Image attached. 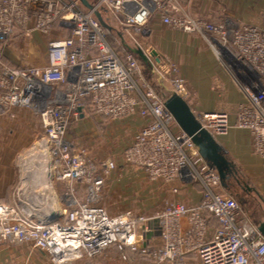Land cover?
Segmentation results:
<instances>
[{
	"label": "built area",
	"instance_id": "built-area-1",
	"mask_svg": "<svg viewBox=\"0 0 264 264\" xmlns=\"http://www.w3.org/2000/svg\"><path fill=\"white\" fill-rule=\"evenodd\" d=\"M167 1L93 0L89 9L81 0H0V121L17 108L31 111L42 126L41 150L49 164L40 171L68 187L58 220H50L29 199L0 201V243L29 246L51 264L93 260L112 246L121 253L119 264H187L189 256L196 264H264V237L258 227L243 218L241 206L224 191L216 168L178 127L165 107L166 98L147 84L135 54L129 52L123 59L114 50L108 40L111 31L96 13L105 12L136 33H143L149 19L160 15L164 24L201 34L234 52L245 77V100L238 105L234 122L224 111L191 109L215 141L228 136L233 127L246 131L252 153L263 167L264 23L218 27L169 12ZM36 34L48 38L47 64H13L8 57L11 46ZM174 85L186 99L184 81L175 77ZM134 113L146 123L125 147L123 161L143 170L153 183H197L202 190L200 204L172 202L155 214L126 210L118 215L101 205L102 187L115 161L95 165L75 149L69 132L86 114L116 121ZM38 186L33 187L34 194L47 205L52 188ZM208 214L221 225L214 232ZM155 222L161 228L159 246L147 239ZM140 242L145 248L138 247Z\"/></svg>",
	"mask_w": 264,
	"mask_h": 264
},
{
	"label": "crops",
	"instance_id": "crops-1",
	"mask_svg": "<svg viewBox=\"0 0 264 264\" xmlns=\"http://www.w3.org/2000/svg\"><path fill=\"white\" fill-rule=\"evenodd\" d=\"M86 1L90 5L93 3V0ZM167 10L229 29L244 24L261 26L264 23V0H169ZM108 21L113 23L112 19ZM110 27L112 31L115 30L113 26ZM125 28L128 35L122 38L123 43L129 50L140 47L149 57V61L144 63L151 69L144 73L158 75L165 72L172 78H181L188 95L185 100L190 107L204 111H224L230 114L231 122H234L237 107L245 100L243 68L234 52L219 42L210 43L201 34L176 30L164 24L160 15L149 19L143 33L138 34L132 28ZM128 38L131 41L138 39L142 44L131 45ZM32 40L35 41L30 43L28 49L33 55H40L39 51L42 50L41 55L43 54L46 65L44 38L36 34ZM35 49L38 52L34 51ZM8 57L13 64H17L19 58L16 52L9 51ZM157 60L161 66L157 65ZM147 77L149 78V75ZM143 78L148 82L146 75ZM171 94L163 97L167 99ZM145 123L146 119L139 113L116 121L86 114L70 130L69 138L73 141L75 149L85 152L92 163L99 166L107 160L115 161L116 167L106 176L102 187L101 205L110 214L118 215L126 210L135 214H155L172 202H182L189 206L200 204L202 190L197 183H184L180 180L153 183L143 170L123 161L125 147ZM216 142L232 166L233 163L236 164L247 175L257 180L258 192L264 200V181H258L260 177L264 180V167L258 157L250 156L253 153L249 134L233 127L228 136ZM1 162L4 161L0 159V201L12 204L14 201H9L7 197L8 190L15 180L12 162L5 161V171L1 170ZM261 173L263 176H260ZM84 194L85 192L81 193L80 199L84 198ZM220 226L218 220L210 219V232ZM186 228L184 225L185 231ZM152 229L150 244L159 246L161 228L158 222L153 223ZM24 246L0 243V264H51L41 252ZM118 259L111 251H105L93 260L78 264H119L121 260ZM187 264L196 262L189 256Z\"/></svg>",
	"mask_w": 264,
	"mask_h": 264
},
{
	"label": "rangeland",
	"instance_id": "rangeland-1",
	"mask_svg": "<svg viewBox=\"0 0 264 264\" xmlns=\"http://www.w3.org/2000/svg\"><path fill=\"white\" fill-rule=\"evenodd\" d=\"M101 14L104 20L108 21V19L111 18L110 16L105 15V13ZM112 20L113 23L110 21L108 22H110V26H113L115 30H111L110 32L108 39L109 43L120 56L125 57L130 52L126 44L123 43L122 39L124 36L128 35L127 31H125L126 25L115 22L114 19ZM120 35H122V37H120ZM41 37L44 38L45 51L48 52V38L45 36ZM32 39H34V37ZM32 39L16 43L13 47L11 46L12 52H16L17 57L19 58L17 64L23 66H44L45 61L43 59V54L41 55L42 50L39 51L40 55H33V53L28 49V47H30V43L35 41ZM132 41L130 39V44L134 46L135 44L136 46H140V44H142V42L138 39H132ZM34 51L38 52L36 49ZM135 56L139 60L141 72L143 76L146 75V78L148 79L147 84L152 88V90L162 96H168L171 92H175V78H172L165 72H160L161 74L158 75L153 73H144V71H149L151 67L145 65L146 62L144 63L140 57L137 55ZM148 75L149 78L147 77ZM78 122H76L73 127ZM43 138L44 133L39 119L27 109H14L9 114H6L1 118L0 159L4 161L1 162V164L3 165L5 161L12 162L15 174V180L13 185L8 190L7 197L9 201L29 199L32 203L37 204V206H39L42 212H44L47 216L51 214V212L55 211L56 215H61L63 213L64 206L61 203V197L65 194L68 187H66L64 183L57 182L53 174H50L49 178L52 184L50 187L52 190L51 194H48V196H55L56 201L59 204V209L53 210L51 206L44 205L42 200L38 199L40 198L38 197L39 194H34L33 186L35 185L37 187L40 184L46 186L45 184L47 181V177L42 171H40L43 170L45 166H49V164L47 165V156L41 150L43 147ZM250 156L254 158L256 157L253 154ZM40 165L42 167H40ZM232 167L236 170V173L228 176L225 181L226 186H224V191L233 197L241 206L243 218L248 223L258 227L260 223L264 221V200L258 192L257 180L247 175L242 169H240V167L236 166V164L233 163ZM1 170L5 171L4 165ZM260 176H263V174L261 173ZM258 181L263 182L264 180L260 177ZM24 247L29 248V246ZM107 251H111L113 254L118 256L119 261L121 260V253L117 246H112ZM133 259L134 256H129V260Z\"/></svg>",
	"mask_w": 264,
	"mask_h": 264
},
{
	"label": "water",
	"instance_id": "water-1",
	"mask_svg": "<svg viewBox=\"0 0 264 264\" xmlns=\"http://www.w3.org/2000/svg\"><path fill=\"white\" fill-rule=\"evenodd\" d=\"M83 4L91 9L92 6L86 1L81 0ZM96 17L103 27L111 31L110 25L103 19L100 12L96 13ZM131 52L140 57L144 62L149 61V57L140 47L131 48ZM154 57L155 55H151ZM157 65L161 66L157 60ZM167 111L173 116L178 127L186 133L199 149L200 156L210 165L216 168L222 182L227 176V172H231V163L221 153V148L212 137L195 119L192 109L188 102L178 93L173 92L170 97L165 100ZM61 215L49 214L50 220H58ZM258 231L264 237V221L258 226ZM153 237V234H148L147 239ZM145 242L138 243L139 248H145Z\"/></svg>",
	"mask_w": 264,
	"mask_h": 264
},
{
	"label": "bare ground",
	"instance_id": "bare-ground-1",
	"mask_svg": "<svg viewBox=\"0 0 264 264\" xmlns=\"http://www.w3.org/2000/svg\"><path fill=\"white\" fill-rule=\"evenodd\" d=\"M50 175L48 174L47 175V181H46V184L45 185H47V187H51L52 186V184H51V181H50ZM35 186V185H34ZM33 186V187H34ZM40 186H42L43 187V185H39L38 186V188L40 187ZM35 189H37V187L35 188ZM51 189V188H50ZM34 191H36V190H34ZM48 206H51L52 208H53V210H58L59 209V204H58V202L56 201V198H55V196H52V198L49 200V202H48V204H47ZM56 212V211H55ZM55 212H51L52 214H54Z\"/></svg>",
	"mask_w": 264,
	"mask_h": 264
},
{
	"label": "trees",
	"instance_id": "trees-1",
	"mask_svg": "<svg viewBox=\"0 0 264 264\" xmlns=\"http://www.w3.org/2000/svg\"><path fill=\"white\" fill-rule=\"evenodd\" d=\"M113 47V46H112ZM120 56V55H119ZM122 57V56H121ZM123 59H124V57H122ZM232 166V165H231ZM236 173V170L232 167V170H231V172H227V176H226V178H225V180L223 181V186H226L225 185V181H226V179L228 178V176L229 175H231V174H235ZM208 216H209V218L210 219H216V220H218L215 216H212V215H210V214H208Z\"/></svg>",
	"mask_w": 264,
	"mask_h": 264
}]
</instances>
